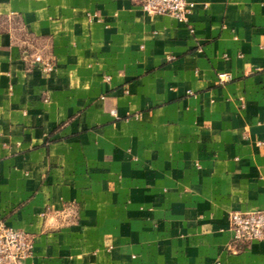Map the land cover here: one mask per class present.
<instances>
[{
	"label": "crops",
	"instance_id": "1",
	"mask_svg": "<svg viewBox=\"0 0 264 264\" xmlns=\"http://www.w3.org/2000/svg\"><path fill=\"white\" fill-rule=\"evenodd\" d=\"M140 1L0 0V218L23 264H264L229 229L264 208V0Z\"/></svg>",
	"mask_w": 264,
	"mask_h": 264
},
{
	"label": "built area",
	"instance_id": "2",
	"mask_svg": "<svg viewBox=\"0 0 264 264\" xmlns=\"http://www.w3.org/2000/svg\"><path fill=\"white\" fill-rule=\"evenodd\" d=\"M143 10L150 15L167 14L187 22V0H141ZM39 60V58H38ZM48 71L52 70L46 65ZM225 74H220L222 81ZM229 229L233 241H264V208L254 211H231ZM33 252L32 237L24 230L11 227L0 218V264H23Z\"/></svg>",
	"mask_w": 264,
	"mask_h": 264
}]
</instances>
